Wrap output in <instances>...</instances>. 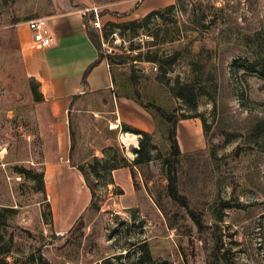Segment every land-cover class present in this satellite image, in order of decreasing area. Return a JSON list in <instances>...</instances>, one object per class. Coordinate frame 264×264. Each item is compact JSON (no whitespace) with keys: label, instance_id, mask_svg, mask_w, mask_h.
Instances as JSON below:
<instances>
[{"label":"rangeland","instance_id":"1","mask_svg":"<svg viewBox=\"0 0 264 264\" xmlns=\"http://www.w3.org/2000/svg\"><path fill=\"white\" fill-rule=\"evenodd\" d=\"M94 1L86 19L102 35L101 53L144 54L142 61L113 65L118 90L139 95L157 114L162 106L189 117L178 126L181 149L190 154L180 165L179 191L202 215L204 231L169 196L162 120L153 160L134 169V193L123 195L129 182L113 183L111 172H90L95 157L107 159L114 146L130 160L137 157L136 147L128 150L110 131L108 94L89 95L72 107L75 136L81 139L73 159L86 166L96 204L76 220L73 231L74 225L57 227L48 191L38 190L46 155L40 121L48 107L35 100L17 32L22 20L45 14L52 0H0V207L18 208L0 227V245L10 251L0 264H36L42 256L52 264H210L219 236L230 264H264V155L243 137L264 118V78L251 68L260 69L264 55V0H172L174 9L125 31L121 23L140 22L147 14L132 19L106 7L127 0ZM166 1L148 0L145 7ZM93 7L99 8L102 29L93 25ZM146 53H158L164 69L147 61ZM133 71L139 77L135 86ZM206 75L214 78L209 85ZM166 82L184 89L194 85L192 99L174 96ZM216 85L213 98L209 91ZM55 191L66 214L78 189L66 181L62 195ZM227 203L233 207L225 208Z\"/></svg>","mask_w":264,"mask_h":264},{"label":"crops","instance_id":"2","mask_svg":"<svg viewBox=\"0 0 264 264\" xmlns=\"http://www.w3.org/2000/svg\"><path fill=\"white\" fill-rule=\"evenodd\" d=\"M147 1L143 0L138 8L137 0H127L106 7L112 12L128 13L129 18L136 19L154 9L173 4L172 0H167L162 5L148 3L145 7ZM95 5L94 0H52V7L41 16L49 19L54 34V42L46 48L35 42L29 26L30 20H22L17 25L28 74L39 81L43 102L48 107V112L40 121L46 154L42 165L46 190L53 204L54 219L62 231L70 229L92 202L91 189L73 159L81 140L75 136L72 123V107L75 102L93 94H108L112 105L108 112L111 114L108 119L110 131L119 134V139L128 150L139 146V135L125 132L123 124L157 136V122L153 114L128 94L118 91L113 67L107 58H100V51L89 35L86 16L90 6ZM97 61V65L88 74L87 83H84L86 71ZM126 135L131 136L129 143L124 139ZM113 179L120 186L123 185L122 180L130 183L128 190L123 189V195L135 192L131 183V168L113 170ZM66 181L74 183L78 196L65 214L55 190H59V196L60 192L62 195Z\"/></svg>","mask_w":264,"mask_h":264},{"label":"trees","instance_id":"3","mask_svg":"<svg viewBox=\"0 0 264 264\" xmlns=\"http://www.w3.org/2000/svg\"><path fill=\"white\" fill-rule=\"evenodd\" d=\"M174 8H175V6L172 5V6L165 8V9L154 10V11L150 12L149 14H147L143 19H141L140 22L138 20H132V21L121 23L120 27L123 29V31H125V30L129 29L131 27V25H135L138 23H141L144 25V24L148 23V21L153 19L155 16L163 15L167 11L172 10ZM94 15H95V13L93 14V19L95 18ZM87 24H88L89 35H90L92 41L95 43V45L97 46V48L100 51V58L101 59L107 58L111 67H113V65H116V64H126L130 61L135 62L138 60H140V61L143 60V58H144L143 53H138L136 56H133L130 53H127V54L126 53L109 54V55L104 56L101 53L102 35L97 30L91 29L89 27V23H87ZM154 35L157 37V39L161 38V35H159V34H154ZM172 40L173 39H171L170 41H172ZM134 49L135 48H133L132 50H134ZM145 58L147 61L159 63L161 70L164 69L165 61L162 60V58L160 57V55L158 53H156L155 55H152L151 53H148V54L146 53ZM175 58L176 57H173L172 59H170L171 61H168V62L169 63L175 62V60H176ZM259 60H261L258 63L260 66V69H258V67H255V64H252L251 68H253V71H255L256 74H258L260 77L264 78V55H262L261 59H259ZM98 62L99 61L93 63L88 68V70L86 71V73L84 75V83H87V77H88L89 72L97 65ZM213 79L214 78L211 75H206L204 82H207V84L209 85V82H211V81L213 82ZM131 81H132V83H134V86L138 85V83H139V77L135 71H133V73L131 75ZM31 82H32V86H33V93L35 96V100H37L38 102L43 101L44 96L40 90L39 81L35 77H32ZM115 83L117 84L116 79H115ZM165 84H166V87L169 89V91L174 96L183 97L184 99H186V98L192 99V96L189 94L194 92V89H195L194 85H191L192 89H191V87L184 89V88H176L174 86H171L167 82ZM119 87L120 86L117 85V88H119ZM212 87L213 86H211V89H212ZM211 89L209 92H211L212 95L214 94L213 98H215L216 93L218 91L217 85L214 87L213 91H211ZM202 90H207V89H202ZM129 96H131V95H129ZM131 97L134 98L138 103H140L142 106H144L147 110H149L153 114V116L157 122V132H158V129H159V126L161 123L160 120H162L163 121L162 123L165 124V126H166L165 137L168 141V154H167V156H165V163L168 167L169 196L176 203H178L182 207L189 210V214L195 220V222L200 226V229L202 230L204 228L202 215L198 214L195 210H193L191 208V203H190L191 201L188 199V197L186 195L180 194V191H179L178 173L180 171V165L182 164L184 159L189 158L190 154L184 153L181 149L179 139H178V126H179V123L181 120L187 119L189 117H186V116L180 117L176 113H174V114L168 113V111L166 109H164L162 106H157L156 109H157V112L159 113V114H157L151 108L152 106L144 103V101L142 100V98L139 95H137L136 97L135 96H131ZM197 117H201V116H197ZM204 129H205L206 136H208L209 130H208V126H207L206 122L204 123ZM123 130L125 132H131V133L139 135L140 145H139V147H136L133 149V151L136 153L137 157L134 160H130L127 156L122 154L120 147L114 146L112 148V150H113L112 154H110L107 159H99L98 157H95L94 161L91 164V168H90V172H94L96 175H100L101 170H105L106 172H111V177H112L111 181L113 183H114L113 170L118 169V168H131L133 173H134V169L137 165H140L142 163H150L153 160L152 151H153V149L158 148V145L155 142L156 136L154 134L148 133L146 131H143L141 129H138L136 127H133V126H130L127 124H123ZM243 137L245 138V145L246 144L249 145L250 146L249 148H252L253 150H258L264 155V118L257 121L250 128V130L246 134L243 135ZM78 168L83 172L85 179H86V182L91 189V192H92L91 207H93L96 204V194H95L94 184H93L91 178L89 177V173L86 169V166L84 164H80V165H78ZM29 172H32V171H29ZM39 179H40V183H39L38 190L46 192V183H45L44 172L39 174ZM225 206H226L225 208H230V207L232 208L233 207L229 203L225 204ZM159 207L163 211H165V209L162 205L159 204ZM17 213H18V208L0 207V227L4 224H7V220L11 217L16 216ZM215 219L220 220V221L223 220L222 217H220L218 214H216ZM75 228H76V225H74V227L71 229V231H73ZM202 231H204V229ZM222 241H223L222 237L219 236L218 240H217V246L211 255L210 264H230V261L228 258V252L227 251H225L224 253L222 252L221 248L224 247L221 245ZM0 244H2V242ZM9 252H10L9 249L2 247V245H0V263L6 261V259H3L1 257L5 256ZM36 264H52V263L48 259H46L42 256L41 262L36 263Z\"/></svg>","mask_w":264,"mask_h":264},{"label":"built area","instance_id":"4","mask_svg":"<svg viewBox=\"0 0 264 264\" xmlns=\"http://www.w3.org/2000/svg\"><path fill=\"white\" fill-rule=\"evenodd\" d=\"M95 18L93 19V25L96 28L102 29L101 16L98 7H94ZM29 26L33 31L34 40L42 47H49L54 42V34L51 30L49 19L45 17L31 19Z\"/></svg>","mask_w":264,"mask_h":264},{"label":"bare ground","instance_id":"5","mask_svg":"<svg viewBox=\"0 0 264 264\" xmlns=\"http://www.w3.org/2000/svg\"><path fill=\"white\" fill-rule=\"evenodd\" d=\"M129 134H130V133H129ZM130 137H131V136H127V135L125 136L124 139H125V141H127L126 143H129V141H130ZM135 138H136V137H135Z\"/></svg>","mask_w":264,"mask_h":264}]
</instances>
